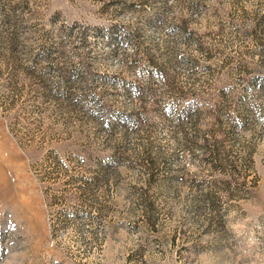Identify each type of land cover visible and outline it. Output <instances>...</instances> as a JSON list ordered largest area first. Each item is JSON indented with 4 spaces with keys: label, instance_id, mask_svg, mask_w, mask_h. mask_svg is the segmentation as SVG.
Segmentation results:
<instances>
[{
    "label": "rangeland",
    "instance_id": "1",
    "mask_svg": "<svg viewBox=\"0 0 264 264\" xmlns=\"http://www.w3.org/2000/svg\"><path fill=\"white\" fill-rule=\"evenodd\" d=\"M0 264H264V0H0Z\"/></svg>",
    "mask_w": 264,
    "mask_h": 264
},
{
    "label": "trees",
    "instance_id": "2",
    "mask_svg": "<svg viewBox=\"0 0 264 264\" xmlns=\"http://www.w3.org/2000/svg\"><path fill=\"white\" fill-rule=\"evenodd\" d=\"M10 58H12V57H10ZM11 60H12V59H11ZM4 62H6V63L9 62V58L7 59V61H4Z\"/></svg>",
    "mask_w": 264,
    "mask_h": 264
}]
</instances>
